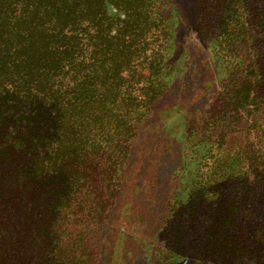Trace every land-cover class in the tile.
Here are the masks:
<instances>
[{
  "label": "trees",
  "instance_id": "1",
  "mask_svg": "<svg viewBox=\"0 0 264 264\" xmlns=\"http://www.w3.org/2000/svg\"><path fill=\"white\" fill-rule=\"evenodd\" d=\"M157 5L0 0V264H88L96 253L81 225L104 222L117 190L89 170L103 144L126 148L136 106L127 90L146 76L130 65L165 30ZM233 7L243 18L234 26ZM199 15L205 34L218 31L217 50L237 59L229 71L244 77L231 107L253 124L234 165L219 161L190 181L187 203L174 208L181 220L166 224L165 264H264V0H203ZM249 24L258 35L247 46L236 37ZM114 158H100L108 171L120 168Z\"/></svg>",
  "mask_w": 264,
  "mask_h": 264
},
{
  "label": "rangeland",
  "instance_id": "2",
  "mask_svg": "<svg viewBox=\"0 0 264 264\" xmlns=\"http://www.w3.org/2000/svg\"><path fill=\"white\" fill-rule=\"evenodd\" d=\"M202 3L158 0L163 18L160 28L165 30L150 34L152 43L144 53L145 61L130 65L146 76L127 90L136 106L128 113L126 148L114 149L113 140V145H102L96 164L92 156L84 164L94 163L96 171L90 173L110 181L117 190L106 204L104 222L96 229L94 222L81 225V235L86 234L97 249L88 264H165L166 224L170 220L168 224L177 225L181 220L174 208L187 203L190 181L219 161L234 165L232 152L244 145L253 117L242 109H232L230 100L236 96H229L244 74L229 71L236 58H225V54L231 55L227 47L217 50L218 31L207 35L201 29ZM257 6L252 1L250 9ZM228 16L232 26L237 16L243 19L235 7ZM251 25L242 35L237 34L236 41L248 42L247 46L255 42L258 31ZM154 53L160 61L150 67ZM145 98L150 103L142 105L140 100ZM245 108L255 109L253 104ZM111 155L120 162L116 171H108L100 159ZM191 250L183 253L181 262L192 260Z\"/></svg>",
  "mask_w": 264,
  "mask_h": 264
}]
</instances>
